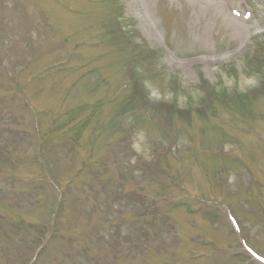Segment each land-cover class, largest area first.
<instances>
[{
  "label": "rangeland",
  "instance_id": "rangeland-1",
  "mask_svg": "<svg viewBox=\"0 0 264 264\" xmlns=\"http://www.w3.org/2000/svg\"><path fill=\"white\" fill-rule=\"evenodd\" d=\"M210 1L0 0V264H260L264 0Z\"/></svg>",
  "mask_w": 264,
  "mask_h": 264
},
{
  "label": "bare ground",
  "instance_id": "bare-ground-1",
  "mask_svg": "<svg viewBox=\"0 0 264 264\" xmlns=\"http://www.w3.org/2000/svg\"><path fill=\"white\" fill-rule=\"evenodd\" d=\"M187 1H189V2H191L193 4H195V5L205 6L207 10L211 9V7L214 6L210 0H187ZM226 23L229 26V28H231L232 31L235 34H239V32H242L243 31L242 27L239 24H237L234 21H231L227 17H226Z\"/></svg>",
  "mask_w": 264,
  "mask_h": 264
}]
</instances>
